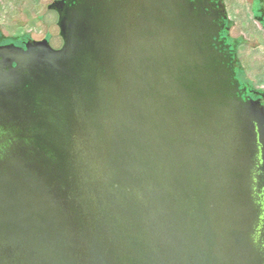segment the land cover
I'll list each match as a JSON object with an SVG mask.
<instances>
[{"label": "water", "instance_id": "obj_1", "mask_svg": "<svg viewBox=\"0 0 264 264\" xmlns=\"http://www.w3.org/2000/svg\"><path fill=\"white\" fill-rule=\"evenodd\" d=\"M52 1L0 0V36L28 39L0 40V91L25 73L57 100L56 159L0 165V264H264V106L242 86L264 90V0H224L236 68L187 0H81L59 50L29 41L60 45Z\"/></svg>", "mask_w": 264, "mask_h": 264}, {"label": "flooded vegetation", "instance_id": "obj_2", "mask_svg": "<svg viewBox=\"0 0 264 264\" xmlns=\"http://www.w3.org/2000/svg\"><path fill=\"white\" fill-rule=\"evenodd\" d=\"M259 1L261 2L262 0H257L256 2L260 3ZM80 2L81 0H53L47 6V9L54 12L56 15L58 35L61 41L59 46H52L45 37L39 39H33L32 37L29 41L40 42L45 40L52 49H61V46H63V38L58 22L61 17L65 16V13L76 9ZM187 2L190 5L192 4L193 11L196 9V12L202 13V15L207 17L214 26L221 27L222 23L226 25V36L229 39V43L234 46L233 53L235 55L234 64L236 68L238 62L235 53L236 45L232 42L234 38L232 39L230 35L231 26L226 13L224 0H187ZM256 2L252 0L251 8ZM256 6V9L253 10V16L264 31V6H262V4ZM2 38L12 41L21 48H24L25 43L28 42V39H22L20 36H2ZM2 61V58H0V73L8 71V64ZM23 76H26V74L19 73L17 76L11 77V79L6 82L5 90L3 92L0 91V113H2L0 115V165L9 163V157L11 156L15 161L14 164H16V167H21L25 164L30 168L33 166L35 167L37 164H41L45 160L52 161L56 159L54 146L49 136H47L46 133L44 134L39 126V121L45 118L50 120L49 117H51V114L45 112L48 111L47 105L44 104L45 100L50 99L49 101L51 102H57V100L56 97L51 95L45 97L39 89L35 88L36 83L34 81H24ZM242 86L247 94V97H243L246 99V102L251 100L258 105L264 106V90L261 91L257 88L253 89L244 84H242ZM7 93L9 97H5ZM1 95H3V97ZM19 101L27 103L26 105H28L24 107L27 119L9 118L8 115L3 113V107L6 103L9 102L11 105H17Z\"/></svg>", "mask_w": 264, "mask_h": 264}, {"label": "trees", "instance_id": "obj_3", "mask_svg": "<svg viewBox=\"0 0 264 264\" xmlns=\"http://www.w3.org/2000/svg\"><path fill=\"white\" fill-rule=\"evenodd\" d=\"M0 40H2V36H0Z\"/></svg>", "mask_w": 264, "mask_h": 264}]
</instances>
